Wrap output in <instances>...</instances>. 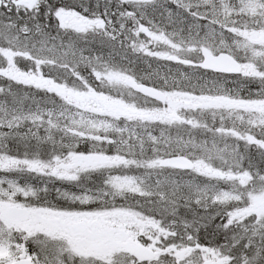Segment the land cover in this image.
Wrapping results in <instances>:
<instances>
[{"label":"snow or ice","instance_id":"1","mask_svg":"<svg viewBox=\"0 0 264 264\" xmlns=\"http://www.w3.org/2000/svg\"><path fill=\"white\" fill-rule=\"evenodd\" d=\"M0 264H264V0H0Z\"/></svg>","mask_w":264,"mask_h":264},{"label":"rangeland","instance_id":"2","mask_svg":"<svg viewBox=\"0 0 264 264\" xmlns=\"http://www.w3.org/2000/svg\"><path fill=\"white\" fill-rule=\"evenodd\" d=\"M142 67H144V66L142 65Z\"/></svg>","mask_w":264,"mask_h":264}]
</instances>
